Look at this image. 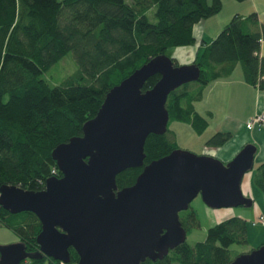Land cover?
Instances as JSON below:
<instances>
[{"label": "trees", "instance_id": "obj_1", "mask_svg": "<svg viewBox=\"0 0 264 264\" xmlns=\"http://www.w3.org/2000/svg\"><path fill=\"white\" fill-rule=\"evenodd\" d=\"M221 8L222 0H0V187L36 192L47 179L61 177L53 149L82 136V126L94 118L107 92L134 70L172 48L195 44L193 26ZM263 39L264 25L256 12L234 14L193 60L198 80L168 94L169 121L202 134L208 119L194 103L209 83L229 76L236 64L246 83L264 89ZM69 52L75 70L50 84L43 75ZM159 77H149L141 90L150 89ZM231 138L230 132L217 131L205 144L220 147ZM174 140L168 125L163 134H149L143 166L178 148ZM143 166L117 174L118 190L132 185ZM253 180L264 189V160ZM179 219L184 229L198 225L194 211ZM0 226L11 229L26 251H39L41 224L33 212L10 213L0 206ZM247 242L246 220L232 216L210 226L204 240L182 242L161 259L141 264H229L238 255L229 247ZM69 254V264H76L71 247ZM27 260L63 264L43 253Z\"/></svg>", "mask_w": 264, "mask_h": 264}, {"label": "water", "instance_id": "obj_2", "mask_svg": "<svg viewBox=\"0 0 264 264\" xmlns=\"http://www.w3.org/2000/svg\"><path fill=\"white\" fill-rule=\"evenodd\" d=\"M163 54L150 59L111 88L82 136L57 145L51 155L61 177L40 191L0 187V206L10 213L33 212L40 221L39 251L21 242L0 245V264H20L41 253L62 263L141 264L161 259L185 242L179 213L198 195L207 206H251L240 189L253 167L256 146L244 145L228 162L176 148L143 166L149 134H163L169 121L168 94L197 81L194 64L174 65ZM148 90L141 88L155 75ZM143 166L132 185L117 188L116 175ZM229 264H264V244L238 254Z\"/></svg>", "mask_w": 264, "mask_h": 264}, {"label": "crops", "instance_id": "obj_3", "mask_svg": "<svg viewBox=\"0 0 264 264\" xmlns=\"http://www.w3.org/2000/svg\"><path fill=\"white\" fill-rule=\"evenodd\" d=\"M241 1L222 0V8L218 14L204 18L193 26L195 44L172 48L168 52L169 56L179 63H192L204 43H209L236 13L245 16L256 12L259 22L264 25V0H248L245 3ZM220 12L222 13L219 14ZM259 55L264 56V39L260 42ZM237 65L234 66L229 76L209 83L206 86L208 89L205 88L201 99L194 103V107L197 112L208 119V127L213 122L214 132L231 133L232 138L227 143L215 147L220 159L229 160L243 145L252 143L256 146L254 160L258 165L264 160V125H255L248 129L245 123L257 113L264 112V89L246 83L242 70L241 73L237 72ZM235 73L238 75L235 76ZM217 111L221 115L215 119ZM260 213H264V205L256 203L253 219ZM258 238L259 241H264V231L258 233ZM263 244L264 242L260 246Z\"/></svg>", "mask_w": 264, "mask_h": 264}, {"label": "rangeland", "instance_id": "obj_4", "mask_svg": "<svg viewBox=\"0 0 264 264\" xmlns=\"http://www.w3.org/2000/svg\"><path fill=\"white\" fill-rule=\"evenodd\" d=\"M130 2L131 0H125ZM243 1V2H242ZM242 3H245L248 0H242ZM220 12L219 14H221ZM218 14V13H217ZM151 16V13H150ZM218 18V16H217ZM231 18V17H230ZM169 50L167 51V53ZM169 55V54H168ZM178 64H184L179 63ZM237 72L241 73V66L237 65ZM76 68V62L72 53H67L66 56L59 62L52 65L49 71L43 75V77L49 81L50 84H56L64 80L66 75L72 73ZM238 75L235 73V76ZM241 75V74H239ZM240 77V76H239ZM206 88V87H205ZM204 88V90H205ZM208 89V88H206ZM214 98V97H212ZM221 114L217 111L215 119H218ZM168 128L174 132V142L179 149L184 151H191L199 155L212 156L216 159L223 161L224 163L229 160L220 159L217 155L215 147L206 146V141L212 136L214 132V124L211 122L210 126L202 134H197L188 124L181 123L178 121H168ZM234 157V156H233ZM232 157V158H233ZM257 166V161L253 159V167L250 171H247L240 182V189L242 194L249 199L253 200L251 206H229V207H210L207 206L201 198V195L198 194L189 204L186 210H182L179 213V216L183 217L185 214L190 211H194L196 218L198 220V225H187L186 230V239L185 241L189 245H193L195 242L204 240L206 236L207 229L213 224L222 221L226 218L232 216H239L246 220L247 224V240L248 242L245 245L232 244L229 248L234 254H241L249 252L253 248H257L264 241H259L258 233L264 231V226L252 225L254 217V210L256 209V203H263L264 205V189H261L253 180V168ZM17 235L9 228L0 226V245H8L12 243H17ZM27 259L20 264H27ZM69 264V263H63ZM179 264V263H172Z\"/></svg>", "mask_w": 264, "mask_h": 264}, {"label": "built area", "instance_id": "obj_5", "mask_svg": "<svg viewBox=\"0 0 264 264\" xmlns=\"http://www.w3.org/2000/svg\"><path fill=\"white\" fill-rule=\"evenodd\" d=\"M248 129L253 128L255 125H264V112L257 113L254 117L246 121ZM253 225H264V213H260L255 220L252 221Z\"/></svg>", "mask_w": 264, "mask_h": 264}]
</instances>
